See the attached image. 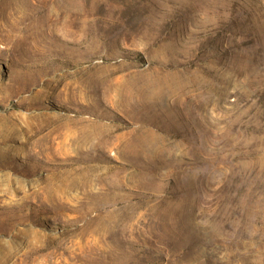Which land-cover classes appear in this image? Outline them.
<instances>
[{
  "label": "rangeland",
  "instance_id": "rangeland-1",
  "mask_svg": "<svg viewBox=\"0 0 264 264\" xmlns=\"http://www.w3.org/2000/svg\"><path fill=\"white\" fill-rule=\"evenodd\" d=\"M0 264H264V0H0Z\"/></svg>",
  "mask_w": 264,
  "mask_h": 264
}]
</instances>
